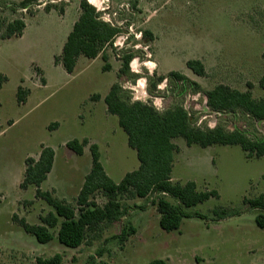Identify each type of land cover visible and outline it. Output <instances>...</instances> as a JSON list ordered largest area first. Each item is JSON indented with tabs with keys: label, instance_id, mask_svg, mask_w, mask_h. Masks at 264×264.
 <instances>
[{
	"label": "rangeland",
	"instance_id": "374dc122",
	"mask_svg": "<svg viewBox=\"0 0 264 264\" xmlns=\"http://www.w3.org/2000/svg\"><path fill=\"white\" fill-rule=\"evenodd\" d=\"M44 2L29 8L32 16L45 6L58 11L71 4L72 12L63 19L51 18L44 35L33 33L29 51L0 43V72L7 77L0 88V264H37V258L55 254L61 255V264H87L91 256L102 264H147L152 259H164L167 264H264V229L255 223L258 211L243 202L264 195V156L247 158L238 145L201 148L186 146L182 138L173 140L178 150L172 181H193L198 190L218 194L188 209L203 219L185 218L176 231L159 227V214L151 205L153 196L124 197L126 217L77 248L65 247L56 238L40 244L12 220L16 214L37 224L40 215L51 211L34 197V187L19 188L25 159H36L41 146L55 153L53 170L41 189L52 190L73 205L91 168L90 144H97L100 162L115 183L138 168L136 151L128 146L117 117L103 112V101L95 102L114 83H120L132 101L149 102L160 111L183 106L196 126L222 125L228 130L236 126L250 137L263 136L264 120L255 121L241 111H211L203 93H181L175 83L167 81L150 93L147 85L148 78L155 80L176 71L199 84L203 92L225 84L263 98L259 80L264 73V0H93L90 4L101 19L122 31L105 49L107 63L100 56L81 57L71 75L55 66L52 57L61 51L80 0ZM24 12L8 8L1 15L7 20L30 17ZM39 20H33L32 26ZM128 51L134 52L130 73L118 77L122 55ZM29 55L45 68V88L33 85L41 84L42 76L27 63ZM188 60H200L206 75L194 74L186 67ZM19 86L32 89L28 100L21 103L16 97ZM54 123L57 126L49 127ZM84 138L89 144L81 155L65 146ZM94 200L100 206L105 202L100 193ZM221 209L228 214L217 220L213 211ZM125 222L135 233L120 244L112 238L120 234Z\"/></svg>",
	"mask_w": 264,
	"mask_h": 264
},
{
	"label": "trees",
	"instance_id": "16d2710c",
	"mask_svg": "<svg viewBox=\"0 0 264 264\" xmlns=\"http://www.w3.org/2000/svg\"><path fill=\"white\" fill-rule=\"evenodd\" d=\"M42 1L50 0H20L14 4L0 0V39L20 37L25 29L24 18L7 20L1 15L3 11L11 8L15 11H25L32 16L29 8ZM50 8L51 6L44 7L46 11ZM58 12L62 14L63 8H60ZM100 16L95 6L87 0H80L79 16L67 35L61 53L54 57V62L61 65L66 73L71 74L74 71L80 56L87 59L100 56L107 63L108 56L105 49L112 45L122 28L103 21ZM133 57V51L123 53L118 77L130 73L129 65ZM262 59L264 60V51ZM186 67L197 76L206 75L205 67L200 60H188ZM103 68L107 70V64ZM6 81L7 77L0 72V88ZM163 81L175 83L176 88L181 89V93L187 90L195 94L203 93L206 106L211 111L230 114L241 111L255 121L264 120V97L256 99L250 90L239 91L228 85L218 84L211 90L203 92L196 82L179 72L171 71L167 76H161L155 80L148 78L147 91L154 93L157 85ZM259 87L264 90V73L259 80ZM27 95L28 90L19 86L17 101L25 102ZM104 103L107 113L117 117L119 127L126 133L128 146L136 151L139 166L115 183L107 176L100 162V151L97 144H90L91 168L84 177L73 205L56 197L52 190L41 189L42 183L53 167V149L41 146L36 159L27 157L24 161L25 169L19 188L26 190L34 187V197L44 201L51 211L40 215L37 224H30L25 218H19L16 214L12 215V220L25 234L34 237L40 244H47L56 238L59 244L65 247L77 248L91 241L103 228L119 223L126 217L127 208L122 202L126 196L140 199L153 196L151 205L159 214L158 225L166 232L178 230L185 218L197 216L203 219V216L191 213L188 209L210 198H217L218 194L215 190H198L193 181L185 183L172 181L174 154L178 150L173 143L176 138H182L188 147L238 145L247 158L264 156V135L250 137L236 126L232 130L222 125L212 128L196 126L192 115L183 106L175 105L160 111L149 102L132 101L118 82L110 86L104 97ZM52 126H57V124H51L49 127ZM88 144L89 140L86 138L81 141L73 139L65 146L81 155ZM97 193L105 198L102 206L94 200ZM243 202L251 210L258 211L255 223L257 227L264 229V195L260 194L254 199L245 198ZM213 213L217 220L223 219L228 214L225 209L214 210ZM134 233L135 229L132 225L125 222L120 234L112 239L122 244ZM100 255L98 253V257ZM36 263L61 264L62 257L55 254L49 258H37ZM87 264L102 263L97 261L95 256H91ZM147 264H167V261L152 259Z\"/></svg>",
	"mask_w": 264,
	"mask_h": 264
},
{
	"label": "crops",
	"instance_id": "0c3cea01",
	"mask_svg": "<svg viewBox=\"0 0 264 264\" xmlns=\"http://www.w3.org/2000/svg\"><path fill=\"white\" fill-rule=\"evenodd\" d=\"M13 1L18 3L20 0H13ZM69 11L72 12V5L71 4L64 6L62 14H59L58 11L56 10V8L53 7V8H50L48 11L43 9V10H40L37 14H35L33 16H30V17L26 16L24 18L25 29L23 31L22 36H20V37H12V38L5 39V40H1L0 39V43L3 45V47H9V45L14 44V46H18L19 48L26 49L27 51H29V49H31L33 47V45H34V42L32 40V35H34L33 33H36V34L39 33L41 35H44V33L46 31L45 30L46 25L51 20V18H53L56 15L57 18L63 19L67 15V13ZM72 15H73V19H72V23H71V27H70L71 29H72V26H73L74 22L77 20V18L79 16V9H78L77 4L75 5L74 13H72ZM37 17H38V19H40L39 20L40 22H37L34 26H32V21L35 20ZM71 29L69 31H67V35L71 31ZM67 35H66V38H67ZM66 38H65L63 44L65 43ZM63 44L61 45V50H62ZM60 53H61V51L59 53H55L53 55V57H52V62H53V64L55 66H61V65H58V64H56L54 62V57L58 56ZM81 57H83V56H80L79 58H81ZM79 58H78V60H79ZM78 60H77V63H78ZM90 60H92V59H90ZM27 63H30V65L34 67V70L36 72H40L41 76H42V83L39 84V85H36V83H33V85L36 86V87L45 88L48 85V78H47V75H46L45 68L41 67L40 60H38V59L34 58L33 56L29 55L28 59H27ZM77 63H76V66H77ZM75 68H74V71H75ZM74 71L71 74H73ZM71 74H68V75H71ZM35 75H36V73H35ZM26 89L28 90V95H27L28 97H26L25 101H27L28 98L32 94V89H30L28 87ZM106 94L101 95L99 97V99L95 100V102H98V101L99 102H101V101L104 102V97L106 96ZM93 102H94V100H93ZM103 112L105 114H108L107 110H106L105 103H104V106H103ZM86 139H88V138H86ZM84 149H85V147H84ZM84 149H83V151H84ZM54 158H55V153H54ZM174 165H173V167H174ZM53 166H54V163H53ZM52 170H53V167H52ZM52 170L47 175V178H46V180L43 183H45L47 181V179L49 178V175L51 174ZM171 178H172V180L175 178V177H173V169H172V173H171Z\"/></svg>",
	"mask_w": 264,
	"mask_h": 264
},
{
	"label": "built area",
	"instance_id": "2783aa9c",
	"mask_svg": "<svg viewBox=\"0 0 264 264\" xmlns=\"http://www.w3.org/2000/svg\"><path fill=\"white\" fill-rule=\"evenodd\" d=\"M55 1H56V0H50V2H52V3L55 2ZM58 1H60V0H58ZM44 3H45V2H44Z\"/></svg>",
	"mask_w": 264,
	"mask_h": 264
},
{
	"label": "clouds",
	"instance_id": "9594fccd",
	"mask_svg": "<svg viewBox=\"0 0 264 264\" xmlns=\"http://www.w3.org/2000/svg\"><path fill=\"white\" fill-rule=\"evenodd\" d=\"M93 2V0H90V3Z\"/></svg>",
	"mask_w": 264,
	"mask_h": 264
}]
</instances>
